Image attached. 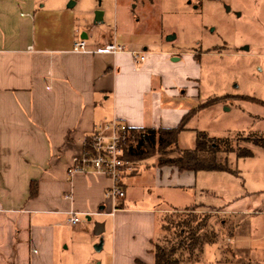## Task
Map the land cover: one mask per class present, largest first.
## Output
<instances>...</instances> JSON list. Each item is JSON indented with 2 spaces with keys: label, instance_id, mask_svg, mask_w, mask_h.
<instances>
[{
  "label": "crops",
  "instance_id": "crops-1",
  "mask_svg": "<svg viewBox=\"0 0 264 264\" xmlns=\"http://www.w3.org/2000/svg\"><path fill=\"white\" fill-rule=\"evenodd\" d=\"M36 2L0 0V264H63L70 249L74 254L73 238L85 231L88 237L92 234L89 224L69 225L70 212L87 221L111 218L108 241L103 244L101 239L96 246L98 251L106 249L108 264H154L153 247L162 236V219L191 207L214 211L221 224L224 215L234 217L227 238L232 259L227 262L264 264L263 249L236 246L243 237L252 238L258 225L263 230L249 217L264 216V202L235 198L229 202L233 208L200 203L171 213L161 207L166 201L182 205L179 194L197 187L198 172L180 173L154 163L145 165L141 174L142 164L131 163L132 171L125 170L122 176L133 179L127 178L126 186L119 181L123 198L106 197L113 182L92 169L68 174L84 152L83 140L113 121L130 129L176 127L195 109L185 101L197 95V70L191 55L172 61L170 53L144 49V61L139 62L134 54L141 51L97 53L106 43H123L94 40L82 34L84 27L72 24L65 39L37 31ZM68 14L63 16L68 19ZM79 33L86 49L73 52ZM152 74L159 77L158 83H153ZM178 101H183L180 106ZM32 183L34 196H30ZM128 187L157 190L156 203L135 206L133 198L126 200ZM166 192L173 198L168 200ZM98 230L104 235L107 222ZM75 250L86 262L94 258L87 248ZM251 251L259 252L256 261L241 258Z\"/></svg>",
  "mask_w": 264,
  "mask_h": 264
},
{
  "label": "rangeland",
  "instance_id": "rangeland-1",
  "mask_svg": "<svg viewBox=\"0 0 264 264\" xmlns=\"http://www.w3.org/2000/svg\"><path fill=\"white\" fill-rule=\"evenodd\" d=\"M71 2L75 5L69 9ZM97 11L102 12L100 22H95ZM65 12L69 13L68 19L63 16ZM36 18L37 31L40 28L45 34L64 39L71 35L67 27L72 24L84 27L82 34H88L94 40L111 38L123 43L127 51H141L137 54L139 56H144V49L149 53H170L174 58L194 56L197 95L186 99V106L197 109L210 99L228 98L199 109L190 119L188 130L180 135L178 148L193 149L196 133L201 132L209 138L228 139L235 150L246 148L252 157L237 158L235 153L222 155L233 173L198 172L197 187L186 195L179 194V204L182 205L166 201L161 208L171 213L174 209L200 203L215 208H233L229 202L235 198L250 199L258 205L264 202V149L245 140L248 137L264 138V0H37ZM171 36L174 39L168 41ZM195 65L188 67L191 72ZM151 79L154 84L159 82L155 74ZM182 102L178 101L177 106ZM135 163L143 165L138 167L142 174L145 165L156 163V156ZM132 177L122 176V185L126 186L130 182L127 178ZM166 193L168 200L173 198L172 192ZM157 194V190L151 188L128 187L126 200L133 198L135 206L145 208L156 203ZM194 211L190 208L177 211L170 214L172 217L168 222L188 220L192 213L198 216L210 214L213 218L209 229L217 234V240L203 247L198 262L182 264H235L226 261L232 259L228 251L233 248L227 238L232 234L234 217L224 215L225 224H221L222 219L214 211L197 208ZM249 218L252 223L264 226V216ZM110 220L109 217H93L87 221L81 217L78 226L89 224L92 234L88 237L85 231L73 238L74 254L71 255L70 249L63 264H99L100 261L108 264L106 249L98 251L96 246L102 240L103 244L108 241ZM104 222H107V232L94 235L96 226ZM172 232H162L158 244L165 246L166 241H172ZM243 238L244 242H239L237 247L264 250V228L261 230V226H257L252 238ZM79 246L82 251L87 248L94 258L88 257L87 262L84 261L75 250ZM257 251L241 258L256 261L259 258Z\"/></svg>",
  "mask_w": 264,
  "mask_h": 264
},
{
  "label": "trees",
  "instance_id": "trees-1",
  "mask_svg": "<svg viewBox=\"0 0 264 264\" xmlns=\"http://www.w3.org/2000/svg\"><path fill=\"white\" fill-rule=\"evenodd\" d=\"M228 97L214 98L191 110L181 122L173 128L131 129L134 140L124 146L123 159L129 163L146 160L156 156L157 167H174L178 172H228L233 173L223 160L222 155L235 153L237 158H250V150L238 148L235 150L230 140L214 139L204 133H196V144L191 150H181L177 146L179 134L185 130L188 121L199 109L214 105ZM257 147L264 149V138H245ZM34 184L30 186V196H34ZM192 211L196 207L190 208ZM195 212V211H194ZM167 215L162 219L163 233L172 232V241L166 245L154 244V264H182L198 262L205 245H212L217 240V234L209 229L212 215L198 216L192 213L188 220L171 222Z\"/></svg>",
  "mask_w": 264,
  "mask_h": 264
},
{
  "label": "built area",
  "instance_id": "built-area-1",
  "mask_svg": "<svg viewBox=\"0 0 264 264\" xmlns=\"http://www.w3.org/2000/svg\"><path fill=\"white\" fill-rule=\"evenodd\" d=\"M86 44L83 39L73 42V52H84ZM125 48L116 43H106L96 49L97 53L116 54L124 52ZM139 62L144 61V56L134 54ZM131 129L120 122L113 121L104 125L102 129L94 131L90 138L83 140L84 152L82 156L74 160V164L68 169V174L83 173L87 169L110 178L113 186L107 190L106 197L123 198L124 192L120 188L119 181L125 170L132 171L131 163L123 159L124 146L134 140ZM67 222L71 226L79 223L78 214L69 213Z\"/></svg>",
  "mask_w": 264,
  "mask_h": 264
},
{
  "label": "water",
  "instance_id": "water-1",
  "mask_svg": "<svg viewBox=\"0 0 264 264\" xmlns=\"http://www.w3.org/2000/svg\"><path fill=\"white\" fill-rule=\"evenodd\" d=\"M73 5H74V2H71V3H69L68 7H72ZM101 20H102V12H99V11L95 12V22H100ZM173 39H174V37H172V36L167 38L168 41H171ZM177 60H178L177 58H173L172 59V61H177ZM98 227H102V225L101 224H98L96 226V228L94 230L95 235H100V233H101L98 230Z\"/></svg>",
  "mask_w": 264,
  "mask_h": 264
}]
</instances>
